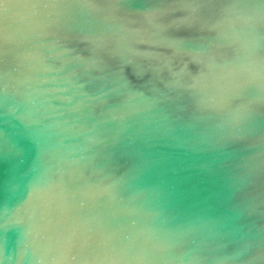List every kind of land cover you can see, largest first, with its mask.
Masks as SVG:
<instances>
[{
    "label": "water",
    "instance_id": "obj_1",
    "mask_svg": "<svg viewBox=\"0 0 264 264\" xmlns=\"http://www.w3.org/2000/svg\"><path fill=\"white\" fill-rule=\"evenodd\" d=\"M0 264H264V0H0Z\"/></svg>",
    "mask_w": 264,
    "mask_h": 264
}]
</instances>
